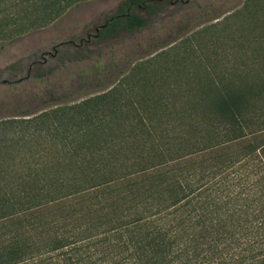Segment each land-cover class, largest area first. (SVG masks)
<instances>
[{
    "label": "trees",
    "instance_id": "1",
    "mask_svg": "<svg viewBox=\"0 0 264 264\" xmlns=\"http://www.w3.org/2000/svg\"><path fill=\"white\" fill-rule=\"evenodd\" d=\"M82 1L0 0V41ZM174 1L121 0L82 40ZM236 16L208 54L0 120V264H264V37Z\"/></svg>",
    "mask_w": 264,
    "mask_h": 264
},
{
    "label": "rangeland",
    "instance_id": "2",
    "mask_svg": "<svg viewBox=\"0 0 264 264\" xmlns=\"http://www.w3.org/2000/svg\"><path fill=\"white\" fill-rule=\"evenodd\" d=\"M120 1L84 0L47 26L0 41V120L105 92L135 66L150 67L155 58L164 63L208 54L218 37L242 22L237 21L238 14L247 15L251 40L264 37V0H255L256 5L254 0H175L139 32L101 43L84 42ZM232 16L233 22L227 23ZM251 21L258 26L255 30Z\"/></svg>",
    "mask_w": 264,
    "mask_h": 264
}]
</instances>
